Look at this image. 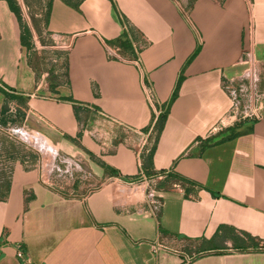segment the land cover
Instances as JSON below:
<instances>
[{"label": "crops", "instance_id": "crops-1", "mask_svg": "<svg viewBox=\"0 0 264 264\" xmlns=\"http://www.w3.org/2000/svg\"><path fill=\"white\" fill-rule=\"evenodd\" d=\"M47 5L35 42L0 0V135L29 143H0V264H264V100L210 134L225 82L264 93V0Z\"/></svg>", "mask_w": 264, "mask_h": 264}, {"label": "built area", "instance_id": "built-area-1", "mask_svg": "<svg viewBox=\"0 0 264 264\" xmlns=\"http://www.w3.org/2000/svg\"><path fill=\"white\" fill-rule=\"evenodd\" d=\"M182 11L185 15H187V12L184 9H182ZM222 90L228 97L229 108L225 117L220 120L217 126L211 129L210 134L220 132L227 126L244 121L255 120L257 117L258 105L264 100V93L260 92L258 79L253 73L239 79L238 81L225 82L222 85ZM147 98L151 104L154 103L152 95L149 91L147 92ZM12 133L14 134V131ZM146 199L147 202L152 206L154 213H158L159 202L155 199L154 190L151 186L147 189ZM152 248L153 250H157L161 248V245L155 244L152 246ZM16 258L21 264H36L24 254V252L21 250V247L19 246L16 247ZM193 258L194 257L192 256H186L185 261L190 262L193 260Z\"/></svg>", "mask_w": 264, "mask_h": 264}, {"label": "rangeland", "instance_id": "rangeland-1", "mask_svg": "<svg viewBox=\"0 0 264 264\" xmlns=\"http://www.w3.org/2000/svg\"><path fill=\"white\" fill-rule=\"evenodd\" d=\"M16 9L18 10V18L19 21L24 29H30L33 36L28 38L33 39V41L37 42L40 40V33L42 29L44 28V21H45V16L47 12V4L48 0H11ZM11 135V136H10ZM19 138L20 140L23 141L24 145L26 142V134L24 131L20 130L16 133V136L12 135L11 133H8L7 135L2 134L0 135V143H3L5 141H10V139H15ZM29 144V143H27ZM38 153L37 159H39V168L40 171L46 176L52 173L51 169V160H52V155L48 154L46 151ZM23 155L26 157L29 152H26V150H23ZM33 158H34V154ZM1 156V155H0ZM59 165V164H55ZM64 166V165H63ZM61 168V173L60 177L58 178V182L66 183V182H71L75 175V168L73 167V164L68 166L67 171ZM44 170V171H43ZM50 178V177H49ZM51 181V180H50Z\"/></svg>", "mask_w": 264, "mask_h": 264}, {"label": "trees", "instance_id": "trees-1", "mask_svg": "<svg viewBox=\"0 0 264 264\" xmlns=\"http://www.w3.org/2000/svg\"><path fill=\"white\" fill-rule=\"evenodd\" d=\"M6 1L8 2L11 11H12V12L18 17V12H17L18 10L16 9V7H15L14 4L12 3V1H11V0H6ZM18 19H19V18H18ZM22 31L24 32V34L27 35V38H28V36H29V31H28V29H24V28L22 27ZM172 100H173V97H172ZM162 120H163V116L159 119L158 125H159V123H160Z\"/></svg>", "mask_w": 264, "mask_h": 264}]
</instances>
